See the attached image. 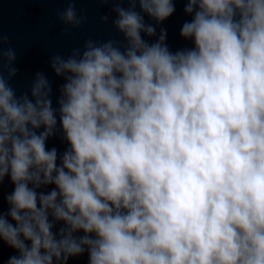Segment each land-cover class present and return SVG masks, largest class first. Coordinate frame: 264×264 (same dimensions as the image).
<instances>
[{
    "label": "clouds",
    "instance_id": "9594fccd",
    "mask_svg": "<svg viewBox=\"0 0 264 264\" xmlns=\"http://www.w3.org/2000/svg\"><path fill=\"white\" fill-rule=\"evenodd\" d=\"M76 2L58 13L65 33L85 20ZM99 2L115 5L123 43L53 55L55 107L43 72L17 94L0 31L7 264L85 251L88 264H264V0H186L180 36L193 46L175 52L165 29L145 39L173 0ZM57 133L62 153L47 146Z\"/></svg>",
    "mask_w": 264,
    "mask_h": 264
},
{
    "label": "water",
    "instance_id": "95a60500",
    "mask_svg": "<svg viewBox=\"0 0 264 264\" xmlns=\"http://www.w3.org/2000/svg\"><path fill=\"white\" fill-rule=\"evenodd\" d=\"M174 13L164 22L157 25L156 36L145 37L149 43L154 42L161 29H165L166 44L173 52L191 48L192 41L180 36L181 26L191 19L184 13L186 0H173ZM128 7L127 3L121 5ZM67 7L66 0H0V31L8 38L4 44L5 49L12 47L16 50L17 60L15 66L19 69L16 77L11 81L12 86L19 95L28 89L37 72H43L52 83L53 106L58 96V89L63 83L50 68V59L53 55L67 56L72 49L83 46L87 39L105 41L114 39L123 43V38L112 25L115 13L113 3H100L99 0H77L75 7L79 16L85 17L79 28H69L65 33V25L58 19V13ZM137 10L139 7L137 5ZM107 15L108 20L101 17ZM146 23H155L145 16ZM48 148L55 147L62 153L67 145L60 138L59 133L47 142ZM13 190V185L6 177L0 186V204L7 211L4 198ZM47 191L49 189H42ZM60 225H57L59 227ZM15 251L7 245L0 244V264H7ZM67 264H88V254L69 258Z\"/></svg>",
    "mask_w": 264,
    "mask_h": 264
}]
</instances>
